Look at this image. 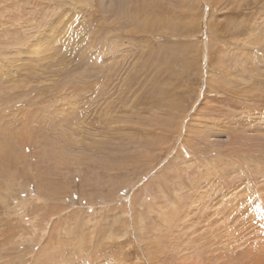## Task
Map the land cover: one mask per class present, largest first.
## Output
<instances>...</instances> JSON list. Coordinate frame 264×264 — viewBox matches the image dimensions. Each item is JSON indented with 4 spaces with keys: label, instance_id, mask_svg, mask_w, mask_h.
Returning a JSON list of instances; mask_svg holds the SVG:
<instances>
[{
    "label": "rangeland",
    "instance_id": "rangeland-1",
    "mask_svg": "<svg viewBox=\"0 0 264 264\" xmlns=\"http://www.w3.org/2000/svg\"><path fill=\"white\" fill-rule=\"evenodd\" d=\"M0 264H264V0H0Z\"/></svg>",
    "mask_w": 264,
    "mask_h": 264
},
{
    "label": "bare ground",
    "instance_id": "bare-ground-1",
    "mask_svg": "<svg viewBox=\"0 0 264 264\" xmlns=\"http://www.w3.org/2000/svg\"><path fill=\"white\" fill-rule=\"evenodd\" d=\"M260 4V3H259ZM260 18V17H259ZM258 18V19H259ZM260 32V31H259ZM261 34V33H260ZM255 37V36H254ZM258 41V40H257ZM253 54V53H252ZM254 57V56H253ZM82 75V74H81ZM84 78V77H83ZM79 83V82H78ZM78 85V84H77ZM77 85H75V86H77ZM97 86H99V85H97ZM80 87V86H79ZM81 87H83L82 86V84H81ZM95 87V86H94ZM96 88V87H95ZM31 105V104H30ZM77 108V107H76ZM15 115V114H14ZM28 115V114H27ZM190 122V121H189ZM31 123V122H30ZM192 123V122H191ZM187 130V129H186ZM194 130V129H193ZM166 131V130H165ZM159 170V169H158ZM158 172V171H157ZM23 179V178H22ZM113 198V197H112ZM45 203V202H44ZM68 208V207H67ZM77 209V208H76ZM105 210V209H104ZM73 211V210H72ZM107 211V210H106ZM79 212V211H78ZM94 216V215H93ZM34 220V219H33ZM45 224V223H44ZM28 234V233H27ZM47 234V233H46ZM48 237V236H47Z\"/></svg>",
    "mask_w": 264,
    "mask_h": 264
}]
</instances>
